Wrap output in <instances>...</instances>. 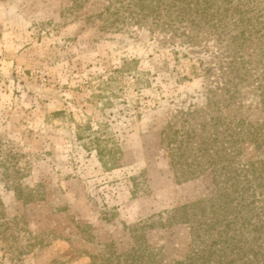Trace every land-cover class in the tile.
I'll return each instance as SVG.
<instances>
[{"label":"rangeland","instance_id":"rangeland-1","mask_svg":"<svg viewBox=\"0 0 264 264\" xmlns=\"http://www.w3.org/2000/svg\"><path fill=\"white\" fill-rule=\"evenodd\" d=\"M104 3L0 0V264H129L133 249L173 264L216 219L212 174L178 176L166 135L210 117L181 113L208 102L207 55L107 26ZM194 203L197 221L174 219Z\"/></svg>","mask_w":264,"mask_h":264},{"label":"trees","instance_id":"trees-1","mask_svg":"<svg viewBox=\"0 0 264 264\" xmlns=\"http://www.w3.org/2000/svg\"><path fill=\"white\" fill-rule=\"evenodd\" d=\"M103 1L99 17L107 26L148 28L163 34L169 45L186 46L189 52L198 50L208 57L197 58L200 70L214 85L208 102L181 113L187 121L201 117L202 112H210V117L201 127L189 122L181 134L171 127L166 135L178 176L189 178L197 171L212 174L216 219L199 222L197 229L206 226L204 235L198 234L197 246L173 264H264V0ZM249 91H253L254 104L244 100ZM233 106L240 110L239 115L226 113ZM252 107L261 111V119L242 116V111L254 110ZM245 143L255 156L241 158ZM97 150L103 159L104 148ZM110 153L114 157V149ZM197 207L199 203L185 204L173 217L190 222L194 215L196 220ZM3 226L0 218V240L6 238L3 228L7 226ZM217 227L223 229L213 234ZM211 235L216 238L209 242ZM140 251L129 252V264H159L143 262Z\"/></svg>","mask_w":264,"mask_h":264}]
</instances>
